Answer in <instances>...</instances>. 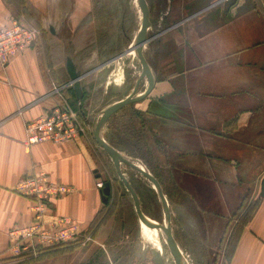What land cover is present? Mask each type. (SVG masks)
Listing matches in <instances>:
<instances>
[{
    "label": "crops",
    "instance_id": "1",
    "mask_svg": "<svg viewBox=\"0 0 264 264\" xmlns=\"http://www.w3.org/2000/svg\"><path fill=\"white\" fill-rule=\"evenodd\" d=\"M80 1L0 0V27L22 16L43 29L52 40V83L71 81L69 62L77 73L87 74L80 92L74 86L65 92L81 119L94 125L106 106L132 94L142 65L124 96L106 102L100 110L93 108L95 96L116 92L114 86L122 89L119 92L130 86V78L124 74L111 78L108 68L130 56L136 36L118 52H100L99 59L84 66L74 51L79 34L90 29ZM147 1L151 40L144 55L156 82L146 98L110 117L103 137L108 142L113 138L112 146L159 175L115 136L119 128L130 127L132 115L141 120V138L147 142L151 133L149 148L164 157L180 206L187 212V231L179 238L173 233L185 257L194 258L196 264H264V0ZM145 79L138 91L145 90ZM52 89L36 46L14 56L6 68L0 65V264H85L96 248L93 243L41 259L31 252L13 255L9 250L10 232L33 221L31 200L15 191L26 174L47 172L54 184L68 189L49 201L48 219L71 217L87 233L103 206L93 154L97 150L90 135L61 143L26 144V123L60 102L57 95H50ZM115 235L110 227L97 236L111 264H140L160 251L147 247L138 232L133 239L136 249L131 248L124 263L117 249L124 248L127 235ZM106 248L115 255L113 260Z\"/></svg>",
    "mask_w": 264,
    "mask_h": 264
},
{
    "label": "rangeland",
    "instance_id": "2",
    "mask_svg": "<svg viewBox=\"0 0 264 264\" xmlns=\"http://www.w3.org/2000/svg\"><path fill=\"white\" fill-rule=\"evenodd\" d=\"M80 2L82 7H85L86 19L84 23L86 22V25L90 29L79 34V37L75 40L76 43L74 42L76 45H74V51L80 58L78 62H82L84 66H86V62H89L92 58L95 60L99 59L101 57V53L105 52L107 54L109 52H118L121 47L127 46L133 41L141 27L142 11L137 0H81ZM231 3L232 1L227 2L228 5H231ZM95 16V22L91 21ZM31 24L34 25L32 22ZM34 26L41 30V35L36 43V47L38 49L39 57L46 76L50 80L52 87L56 85L59 89H63V85L58 84L56 79L53 83L51 81V76H53V78L55 76L53 69L54 63L52 62L50 50L52 40L46 37L42 28L38 25ZM150 33H153V30H150ZM94 40L95 42H93ZM56 48H58V44H56ZM134 54H131L130 52V56L121 60L122 62L114 64L112 67L108 68L111 78L114 76V78L119 79L122 74H124L125 78L126 76L130 78V86H127L122 92H119L122 90L119 86H114L115 88L113 87V89H115L116 92L110 91L109 94L95 96L93 101L94 109L97 108V110H100L102 105L106 102L120 98V96H124L133 86L137 76L136 74H138L136 71L141 68V62ZM105 56L107 57V55ZM144 82L146 84L144 88L146 89L148 87L147 78ZM65 90L66 88L62 91L66 97ZM140 90L141 87L138 91L139 93L143 91ZM57 96L60 98L58 94ZM131 117L133 123L130 121V127L126 128L127 131L124 127H121L119 128L120 132L115 133V136L117 139L123 140V143H128L133 151V154H131L132 156L143 158L145 164L148 163L150 166H153H151V171L159 174L157 175L158 179L161 182L162 189L170 205L172 230L179 238V233L181 234L186 232L188 229L187 227L189 226L185 223L187 212L180 206L182 205V202H180L178 191H176L177 185L174 177L167 174V171L165 170L166 165L164 157H161L155 149L154 152L151 148H149L152 146L151 144H148L150 140L152 141L153 136L150 135L151 133L147 137L148 141L146 142L145 138L140 137V129L142 126L140 123L141 120H135L134 115ZM104 133L106 137L109 136V131L107 129ZM90 136L91 141H93L95 149L97 150V152H93V154L98 164L101 178L100 180L103 181L104 184L102 187L103 206L100 211V215L97 218L95 217L96 220L94 225L91 223L89 228V232L92 235L93 240L86 245H75L74 249L81 246H91L94 243L96 247L92 252L94 254L90 256L88 254L85 264H111L105 249L98 246L97 236L100 235V233L105 235L109 228L113 227L116 237L127 235L125 242H123L125 243L123 244L124 248L117 249L121 254H123L124 263H127L125 262V255L130 254L131 248L136 249V245L134 243L135 240L133 239L136 238L138 232H140V238L147 247L160 250L152 254L153 258L151 257V259H147V261L144 260L140 264H149V260L151 264H176L162 232L156 227L147 226L142 221H139L133 197L124 185L123 181L120 179L113 161L107 155V152H105L103 148L96 143L92 133ZM135 163L138 167L139 164H141L137 161ZM121 167L124 175L128 178L138 193L143 211L151 218L157 220L164 218L163 207L153 183L130 165L121 163ZM106 183L109 184L108 188L106 187ZM164 222L166 224L165 219ZM104 245L108 247L107 244ZM111 249L117 251L115 250L116 248ZM106 250L111 254L113 260V256H115L113 255V252H110L107 248ZM83 253H85V251H83ZM97 253H101L102 256L99 258ZM39 255L36 257L37 259H41L39 258ZM104 255L105 258H103ZM186 259L189 261V264H196L194 258L186 256Z\"/></svg>",
    "mask_w": 264,
    "mask_h": 264
},
{
    "label": "built area",
    "instance_id": "3",
    "mask_svg": "<svg viewBox=\"0 0 264 264\" xmlns=\"http://www.w3.org/2000/svg\"><path fill=\"white\" fill-rule=\"evenodd\" d=\"M40 35L41 30L22 16L13 17L8 26L0 27L1 67L6 68L14 56L23 53L28 47L36 46ZM70 86H73L72 81L63 85L64 88ZM63 89L55 85L50 95L58 94L60 102L47 114L26 123L27 145L61 143L93 134V125L81 119L80 113L64 97ZM103 185V181L97 182L99 188ZM15 191L31 200L33 221L27 227L16 228L10 232L11 254L31 252L37 256L40 249L57 247L75 240L77 244L86 245L93 240L92 235L81 231L71 217L47 218L49 201L68 191L66 187L54 184L47 172L24 175L17 182Z\"/></svg>",
    "mask_w": 264,
    "mask_h": 264
},
{
    "label": "water",
    "instance_id": "4",
    "mask_svg": "<svg viewBox=\"0 0 264 264\" xmlns=\"http://www.w3.org/2000/svg\"><path fill=\"white\" fill-rule=\"evenodd\" d=\"M138 5L140 6V9L142 11V23L140 30L138 34L136 35L134 46L131 48L132 50H135L137 57L140 59L141 65H142V73L139 80V83L142 78L146 77L148 79V87L143 91L141 95L138 94V87L139 83L136 85L134 91L131 95L128 97L119 100L117 102L111 103L108 106H106L102 112L100 120L94 124L93 126V137L95 141L99 144L100 147H102L107 154L112 159L115 168L118 172V175L120 179L123 181L124 185L127 187V189L130 191L133 201L135 204V210L138 215L139 221H142L147 226L150 227H157L165 236L166 244L168 245V248L170 249V252L176 262V264H188V261L184 254L182 253L172 230L171 225V210L168 203V200L166 198V195L162 189V186L155 175H153L147 168H141L138 167L135 163L136 161L133 160L130 157H127L125 154L120 152L118 149H116L114 146H112L104 137H103V131L105 126L107 125L108 120L110 117L118 112L120 109L125 107L126 105H129L131 103L138 102L140 100H143L146 98L152 89L154 88L156 77L152 71V68L146 59L144 55V47L150 42L151 36H149V26L151 25L150 22V7L147 0H137ZM68 71L71 77V81L73 83V86L75 87L77 93L80 92V86H81V80L84 79V77L87 74L81 75L77 73L74 69V66L71 62L68 64ZM138 162V161H137ZM121 163H126L130 165L132 168L136 169L140 173H142L148 180H150L155 190L158 194L159 200L161 202V205L163 207L164 212V218L161 220H157L154 218H151L148 216L142 209L141 201L138 193L128 180V178L124 175V172L122 171ZM106 187H109V184H106ZM262 196H264V180L262 182ZM164 219L166 220V224L164 222Z\"/></svg>",
    "mask_w": 264,
    "mask_h": 264
},
{
    "label": "trees",
    "instance_id": "5",
    "mask_svg": "<svg viewBox=\"0 0 264 264\" xmlns=\"http://www.w3.org/2000/svg\"><path fill=\"white\" fill-rule=\"evenodd\" d=\"M109 137V136H108ZM110 139V140H109ZM109 142L113 145V142L115 143L114 139L113 138H109ZM155 177L158 178L157 175H155ZM107 184V183H106ZM101 212H99V214L96 216V218L100 215ZM96 218L94 219V221L92 222V225H94L95 223V220ZM98 229V228H97ZM89 232V231H88ZM90 233V232H89ZM235 234H236V231H235ZM234 234V235H235ZM75 245H77V240L75 241H72L70 243H66V244H63V245H60V246H57V247H51V248H46V249H41L39 252H40V257L39 258H45V257H48V256H55V255H58V254H62V253H67V252H71L74 250V247ZM229 249L231 247V243H230V246H228ZM233 247V246H232ZM46 250V251H45ZM229 251V250H228Z\"/></svg>",
    "mask_w": 264,
    "mask_h": 264
},
{
    "label": "bare ground",
    "instance_id": "6",
    "mask_svg": "<svg viewBox=\"0 0 264 264\" xmlns=\"http://www.w3.org/2000/svg\"><path fill=\"white\" fill-rule=\"evenodd\" d=\"M134 46V44L132 45V47ZM131 47V48H132ZM131 52H135V50H132ZM136 53V52H135ZM139 167H141V168H144L141 164H139ZM157 228V227H156ZM158 229V228H157ZM159 230V229H158ZM163 234V233H162ZM165 237V236H164Z\"/></svg>",
    "mask_w": 264,
    "mask_h": 264
}]
</instances>
